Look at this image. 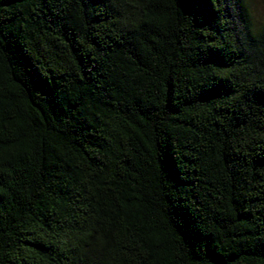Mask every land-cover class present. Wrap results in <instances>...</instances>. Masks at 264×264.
<instances>
[{
    "label": "trees",
    "instance_id": "trees-1",
    "mask_svg": "<svg viewBox=\"0 0 264 264\" xmlns=\"http://www.w3.org/2000/svg\"><path fill=\"white\" fill-rule=\"evenodd\" d=\"M0 264H264L246 0H0Z\"/></svg>",
    "mask_w": 264,
    "mask_h": 264
},
{
    "label": "rangeland",
    "instance_id": "rangeland-1",
    "mask_svg": "<svg viewBox=\"0 0 264 264\" xmlns=\"http://www.w3.org/2000/svg\"><path fill=\"white\" fill-rule=\"evenodd\" d=\"M249 5L250 13L254 21L255 28L264 24V1L246 0Z\"/></svg>",
    "mask_w": 264,
    "mask_h": 264
}]
</instances>
